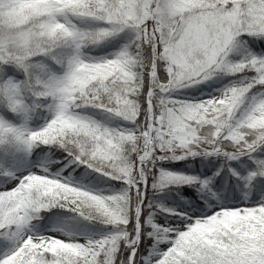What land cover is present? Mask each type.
I'll use <instances>...</instances> for the list:
<instances>
[{
  "label": "snow or ice",
  "instance_id": "obj_1",
  "mask_svg": "<svg viewBox=\"0 0 264 264\" xmlns=\"http://www.w3.org/2000/svg\"><path fill=\"white\" fill-rule=\"evenodd\" d=\"M0 264H264V0H0Z\"/></svg>",
  "mask_w": 264,
  "mask_h": 264
}]
</instances>
